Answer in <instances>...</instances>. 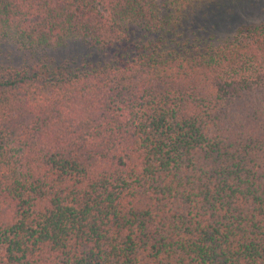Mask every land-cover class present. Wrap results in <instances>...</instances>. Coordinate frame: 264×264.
<instances>
[{"label":"trees","instance_id":"obj_1","mask_svg":"<svg viewBox=\"0 0 264 264\" xmlns=\"http://www.w3.org/2000/svg\"><path fill=\"white\" fill-rule=\"evenodd\" d=\"M192 1L0 0V264H264V22Z\"/></svg>","mask_w":264,"mask_h":264},{"label":"rangeland","instance_id":"obj_2","mask_svg":"<svg viewBox=\"0 0 264 264\" xmlns=\"http://www.w3.org/2000/svg\"><path fill=\"white\" fill-rule=\"evenodd\" d=\"M181 22L190 27L184 29L187 34L202 38V45L215 46L232 38L241 26L264 22V0H194L181 14ZM78 46L57 52L55 56L63 58L69 53H88L86 47ZM9 50L13 58H21L15 48L9 46Z\"/></svg>","mask_w":264,"mask_h":264}]
</instances>
